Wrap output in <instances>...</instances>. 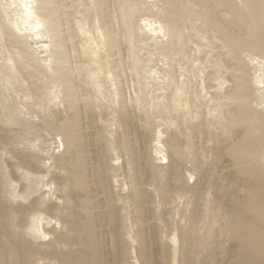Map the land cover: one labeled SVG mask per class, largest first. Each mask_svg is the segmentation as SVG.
Listing matches in <instances>:
<instances>
[{
    "label": "bare ground",
    "instance_id": "bare-ground-1",
    "mask_svg": "<svg viewBox=\"0 0 264 264\" xmlns=\"http://www.w3.org/2000/svg\"><path fill=\"white\" fill-rule=\"evenodd\" d=\"M17 4L23 10L15 11L22 14L18 21L8 19L7 6L0 1V67L9 65L23 90L45 105L54 101L52 92L60 95L64 108L48 106L53 116L48 121L60 130L65 152L48 169L41 168L35 157L19 153L8 161L16 174L22 171L20 179L31 183L18 194L8 190L2 178L0 264H131L135 242V264H149L141 248L142 235L132 228L135 223L144 225L147 213L141 189L144 159L137 153L138 146L149 143L146 128L137 127L130 139L122 124L126 115L116 116L121 129L117 148L129 155L127 177L134 183L122 196L113 190L116 169L108 162V143L97 135L92 157L80 122L101 119L109 112L106 105H99L97 94L110 77L124 76L143 91L142 82L158 62L165 63L167 77L165 91L156 97L169 110L181 108V117L195 122L192 131L215 144L206 153L207 147H202L199 154L184 130L179 138L163 143L169 153L166 166L142 161L163 205L172 201L180 205L170 239L178 245L174 248L178 254L170 263L191 264L190 249L207 247L215 230L221 229L219 238L235 245L226 264H264V109L258 108L264 106V0H17ZM30 35L49 40L52 64L46 70L23 60L21 43ZM151 91L150 99H156V91ZM63 114L66 118L59 119ZM159 138L158 133L154 148L162 156ZM213 149L222 151L219 169L213 167ZM36 177L42 178L39 183ZM187 177L196 178L191 186ZM36 184L53 185L55 198L49 200L48 191L39 192ZM28 196L32 198L27 204L17 203ZM2 217L7 223L2 224ZM104 222L112 243L108 252L107 234L101 230ZM159 260L167 263L162 256Z\"/></svg>",
    "mask_w": 264,
    "mask_h": 264
},
{
    "label": "rangeland",
    "instance_id": "rangeland-1",
    "mask_svg": "<svg viewBox=\"0 0 264 264\" xmlns=\"http://www.w3.org/2000/svg\"><path fill=\"white\" fill-rule=\"evenodd\" d=\"M0 1H1V4L3 3V5L7 6L5 7H6V14H7L8 19L18 21L20 19V16H22V14H20V11L22 12L23 10L20 7V5L17 4V0L16 1L0 0ZM14 2L16 3L15 6L11 4V3L14 4ZM9 4L12 6H10ZM9 7L11 8L9 9ZM18 7L20 8V11L16 15L15 11L17 12L19 10ZM11 12H14V13H11ZM18 14L20 15L18 16ZM14 17L16 19H13ZM22 33H26V32H21V34ZM23 38L24 39L22 40V43H21V50H22L24 59L23 58L22 59L27 64H29L31 67H33L34 69H38V70L40 69L42 70L43 68H45L44 70H46L47 69L46 67L51 66L52 58L50 57L49 40L47 38H39V37L38 39H36L35 37H32L31 35L29 37L26 36ZM2 63H5L4 60H2ZM6 66H5V69L3 68V64H2V68L0 67V188L2 187V182H3L2 178H4V180L6 181L5 182L6 188L8 190L14 191L19 194V193H22V189H21L22 186H26L30 184L31 182L29 181L25 182L23 179H20L19 176L23 174L22 171H18V174H16V171H13V169L10 168L9 165L7 164L8 161L12 160L13 156L19 153L22 155H28V156L35 157L38 164L41 165L40 166L41 168L48 169L49 167L52 166L53 160L55 158L64 155L65 145L63 142L61 132L60 130L56 129L50 123V121H48L51 119V117L53 119V116L49 114L50 109H48V106L51 105L53 109L57 108L56 110H59V111H62L64 107L62 106L63 104L62 98L60 97V95L56 94L57 92H52L51 96L54 101L49 102V104L45 105L43 102H40V100H37L34 93L23 90L22 86H20L17 83V81H15V79L12 77V74H13L12 69H10L9 65H8L9 69L8 67L6 68ZM6 69H8L9 71ZM166 70H167V67L165 66L164 62L156 63L148 71L146 78L142 82L143 91H139L138 90L139 88L137 87V85L135 86L132 81L130 80L128 81V79H126L124 76H118L116 78L110 77L108 80V83H106V86H103L102 88H100L99 93H98L99 90H97V93L99 94V95L97 94L98 96L97 99L100 101V104L97 99H94V101L95 100L98 101L97 103L99 105H101L102 103H103L102 105H106L109 109V112L105 116H103L104 119L103 118L94 119V120L85 119L80 122L83 125L85 133H86L85 138H84V144L87 147V149L91 151L93 150L92 154H90L92 157H94V155L96 156L94 151L95 149H97L96 148L97 146L94 145L93 140H95V137L97 135L101 134V136H103V138L108 143L107 144L108 162L110 166L112 167L114 166L113 168L116 169V172L113 174L114 181H115L113 183L114 185L113 190L114 192L120 195L123 194L122 196L127 195L128 192L134 188V183L130 184V180H128L129 177H127L129 173L127 171L130 168L128 164L130 161L129 155L123 150L121 151V149H118L119 148L118 135L120 134L121 129L117 126V120H118L117 117H120L121 113H124V115H126L125 120L122 122V124H123V127H125V129L128 132L127 137L130 139H131V133L137 134L138 133L137 129L142 124L146 128L145 130H146V135L149 140V143L147 147L141 146L142 147L141 148L138 146L139 151L137 153L141 152L142 154L141 153L138 154L139 158L143 157L142 159H144V160L140 159L141 160L140 162L142 163L141 164L142 171L144 169L143 171L144 178H146L147 180L144 179L145 182L143 181V186L141 187V189L145 192V193L142 192L144 193L143 194L144 196H142V206L147 211V213L145 214V217L143 218L144 225H140V222H138L137 224L140 226H137L135 223L136 226L134 225L132 228H133V233L139 230L138 232H140L142 235L143 246H141V248H142L143 253L146 254L149 264H161L159 260L161 256L162 258L164 257L166 259L167 261L166 264H172L170 262H171V259L173 258V254L177 256L178 251L176 250L174 252V248L176 247L178 248V245L176 243H173L172 240L170 239L172 238L171 234L173 235L175 234V231L173 229L176 228L175 223L176 221H178L177 215L178 213H180L181 209H180V205L178 201H172L170 204L164 206L163 203L158 199L155 193L156 191L155 188L157 187V184L154 183V186L153 184L151 185L150 183L151 173L149 171V168H147L148 165L146 163L143 164L142 161H146L148 159L149 162H154L153 164L156 163L155 165L160 164L159 166L161 167L166 166V163L168 160L167 157H169L168 156L169 153H168L166 146L164 145L165 141L174 136L179 138L178 136L181 135L180 131L184 132V130L186 133L188 134L190 133L188 138L191 136L193 139V140L192 139L190 140L191 137L188 139L190 147L192 146L195 147L197 145L195 149L196 148L199 149V150L196 149L197 151H199V154L203 153V151L204 152L207 151L209 147L215 146L214 142L209 141L207 137L204 136L203 134L192 131V128L194 127L195 122L193 121L194 124H192L193 123L192 121H189V120L186 121L187 119L184 120L183 117H181L183 115L182 111L180 110L181 108L171 107V109L173 108L174 109L169 110L168 107L165 108L163 106L164 101L158 97L159 95L163 94L161 92L165 91L164 90L165 79L167 77ZM111 78L113 79L111 80ZM113 80H114V83H112ZM178 85L180 86V84ZM117 86L120 88L121 91L119 90ZM154 88L159 89V93H157L158 90H155ZM151 90L156 91L157 94L154 92V95H155L154 97L156 99H152V98L150 99L149 95L152 92ZM142 93H144V95L146 94L145 100L143 102L141 101V98H140L141 96H143ZM157 95L158 97H156ZM263 97H264V94H263ZM151 100L152 102H150ZM109 103H111L112 105ZM151 105L153 106V108ZM263 105H264V101H263ZM132 106H133V109H132ZM258 108L264 109V106H259ZM2 109H4V113H2ZM187 110H188V107H186V109L183 112L186 113ZM180 117L181 119H179ZM62 118H66L64 114L59 116V119H62ZM191 132H194L195 134ZM158 133L160 134L159 140H161L160 142H161V145L163 146V154H161L162 156H160V154L157 155V153H155L156 148H154L156 146V140H157ZM181 139L182 138H180V140ZM204 139L207 141L206 143L204 142ZM198 146H200V148ZM202 147H207V148H203L204 150L202 151ZM2 148L5 149L3 153H2ZM211 154L212 156L216 158V163L213 165V167L216 169H219L218 168L219 164L223 166L222 151L213 149L211 151ZM93 159L91 163L93 162L92 166L95 167L97 166V162L95 159L94 160ZM190 168H191V165L187 164L186 169L189 170ZM7 172H8V176H7ZM126 172L127 174L125 175ZM147 172H148V175L146 174ZM34 179L37 183H39V181L42 178L36 177ZM187 179H188L189 186H191V184L195 181L196 178L193 177L192 179H189L187 177ZM45 181L46 180H44V182ZM147 182L150 185H148ZM162 182H164V179L162 180ZM226 183L229 184L230 182L227 181ZM37 189L39 192L48 191V194L46 195V197L49 200H53L55 198V191H54L53 185H48V187L46 186L44 187L42 186V184H39L37 186ZM146 189L148 191H146ZM149 191L151 194H149ZM230 191H232V189L229 188L228 192ZM146 192H147V196H146ZM231 193L229 195H231ZM31 195L33 196V193ZM32 196L26 197V201L17 200V203L24 202V204H27L28 201L32 198ZM11 206L13 207L14 205L12 204ZM152 218L154 220L156 219V221H154ZM4 223H7V220H5V218L2 217V224ZM165 223H168V224L166 225ZM151 226H153V229ZM158 226L160 227L157 228ZM101 230L105 232V234H107L105 240H106V246L108 248H105L106 251L107 249L109 250V248L110 250H112V243H111V238L109 235V226L105 223V225L102 226ZM165 231L167 232V234ZM220 232H221V229L215 230L216 236L213 238V240L209 241L210 244L207 247L200 248L198 250L190 249V259L192 262L191 264H226L228 258L231 257V255L234 253L235 245H232V243L229 240L225 241L223 240V238L222 239L219 238ZM164 234H165V237H164ZM156 237L158 239H156ZM158 240H160V242ZM136 248L138 247L135 242L133 243V251L131 254V261H130L131 264H135V262L137 261L136 258L138 254L136 252ZM188 248H189V245H188ZM74 249L75 248H73L72 250ZM118 253H121V251L119 250ZM105 259L107 260L110 258H107L106 256ZM136 263H138V261Z\"/></svg>",
    "mask_w": 264,
    "mask_h": 264
}]
</instances>
